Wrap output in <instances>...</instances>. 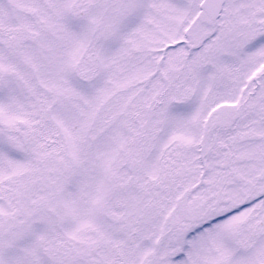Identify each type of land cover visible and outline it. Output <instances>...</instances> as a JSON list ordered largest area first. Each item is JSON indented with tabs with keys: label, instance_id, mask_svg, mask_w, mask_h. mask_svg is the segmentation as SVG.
<instances>
[{
	"label": "snow or ice",
	"instance_id": "obj_1",
	"mask_svg": "<svg viewBox=\"0 0 264 264\" xmlns=\"http://www.w3.org/2000/svg\"><path fill=\"white\" fill-rule=\"evenodd\" d=\"M0 264H264V0H0Z\"/></svg>",
	"mask_w": 264,
	"mask_h": 264
}]
</instances>
